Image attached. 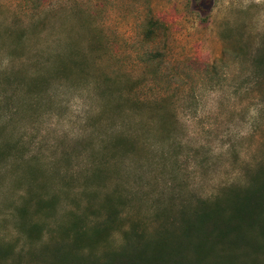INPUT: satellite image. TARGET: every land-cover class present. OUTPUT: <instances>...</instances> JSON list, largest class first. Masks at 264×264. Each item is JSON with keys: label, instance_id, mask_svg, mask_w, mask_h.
<instances>
[{"label": "rangeland", "instance_id": "1", "mask_svg": "<svg viewBox=\"0 0 264 264\" xmlns=\"http://www.w3.org/2000/svg\"><path fill=\"white\" fill-rule=\"evenodd\" d=\"M262 15L245 0H0V264L125 260V235L149 240L180 206L245 184L264 164V107L249 136L208 145L264 105ZM198 86L220 90V111L181 147ZM74 95L88 103L76 138ZM74 224L89 247H72Z\"/></svg>", "mask_w": 264, "mask_h": 264}, {"label": "trees", "instance_id": "2", "mask_svg": "<svg viewBox=\"0 0 264 264\" xmlns=\"http://www.w3.org/2000/svg\"><path fill=\"white\" fill-rule=\"evenodd\" d=\"M263 51L264 47L254 64L262 65ZM260 194H264V164L252 172L245 184L227 186L202 209L197 207L188 212L180 206L172 230L156 229L149 240H143L140 233L125 235V238L132 235L137 241L121 247L127 249L125 260L112 263L109 261L113 258L103 254L99 263L264 264V212L259 201L264 195ZM99 227L92 230L93 235L106 231ZM73 229L72 247H89L91 239L86 238L78 225L74 224ZM85 261L79 257V264H86Z\"/></svg>", "mask_w": 264, "mask_h": 264}, {"label": "clouds", "instance_id": "3", "mask_svg": "<svg viewBox=\"0 0 264 264\" xmlns=\"http://www.w3.org/2000/svg\"><path fill=\"white\" fill-rule=\"evenodd\" d=\"M254 3L256 5H264V0H245V5ZM258 19L264 22V15L258 17ZM8 60H4V67L8 66ZM87 96V93H84ZM221 92L219 89L208 90L201 86L197 89V99L199 104L195 113L192 111H181L177 114L178 125L182 132L185 134L184 138L180 141L181 147H184L188 140H196L204 135L201 129L200 121L206 118H214L219 114L220 105L219 98ZM264 105L252 106L248 109L247 116L244 122L239 124H231L227 126V132L224 133L219 139L214 140L210 145L211 154L213 156H218L224 151H226L228 145L222 144V139L227 136H233L237 138H243L249 136L253 131V123L259 119L260 110ZM68 113L63 121L64 130L70 131V135L73 138L79 136V129H73L72 125L68 123L69 121H75L77 117L82 116L88 109V103L86 99L82 98L81 95H74L67 105ZM203 144V141H201ZM197 161L195 159H190L188 161L189 171L195 170L197 166Z\"/></svg>", "mask_w": 264, "mask_h": 264}]
</instances>
